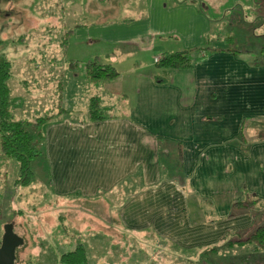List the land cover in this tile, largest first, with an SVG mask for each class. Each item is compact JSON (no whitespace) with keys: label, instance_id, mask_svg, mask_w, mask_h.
Returning a JSON list of instances; mask_svg holds the SVG:
<instances>
[{"label":"crops","instance_id":"crops-1","mask_svg":"<svg viewBox=\"0 0 264 264\" xmlns=\"http://www.w3.org/2000/svg\"><path fill=\"white\" fill-rule=\"evenodd\" d=\"M147 3V18L114 24L112 46L155 50L160 25L176 29L183 8L210 27L190 0L167 3L176 15H152L154 0ZM70 34L93 40L80 28ZM256 54L220 49L188 67L137 65L118 114L91 119L88 105L84 119L47 120L53 190L70 205L92 203L98 225L110 226L109 264H264V248L245 240L264 225V63Z\"/></svg>","mask_w":264,"mask_h":264},{"label":"rangeland","instance_id":"rangeland-1","mask_svg":"<svg viewBox=\"0 0 264 264\" xmlns=\"http://www.w3.org/2000/svg\"><path fill=\"white\" fill-rule=\"evenodd\" d=\"M177 1L154 0L151 14L175 13L166 6ZM190 1L207 14L210 27L191 21V11L183 8L178 27L170 30L169 22L160 25L164 31L155 36V50L141 51L112 46L110 40L114 24L138 23L149 16L147 0H0V54L12 64L8 79L12 116L30 122L48 114H53L50 122L65 117L81 120L93 95L101 98L105 115L118 114L125 108L121 90L129 87L134 74L130 70L139 65L136 72L154 71L158 66L153 53L160 50L224 45L231 40L232 46L259 52L258 44L264 43V0ZM75 27L93 40L84 41L83 34L73 40L67 30ZM226 34L231 38L225 39ZM96 54L101 61H117L120 75L113 82L91 83L84 78V63ZM44 142L32 160L34 174L27 185L15 184L17 161L0 155V246L6 227L17 238L12 263L6 252L0 264H59L61 254L78 243L86 247L89 264H109L115 250L110 226L98 225L92 203L70 205L54 192Z\"/></svg>","mask_w":264,"mask_h":264},{"label":"trees","instance_id":"trees-1","mask_svg":"<svg viewBox=\"0 0 264 264\" xmlns=\"http://www.w3.org/2000/svg\"><path fill=\"white\" fill-rule=\"evenodd\" d=\"M71 31L72 29L67 30L69 33ZM232 45L230 40L229 45L226 47L200 45L188 49L164 52L155 61V64L158 67L166 68L188 67L194 63L199 55L209 51L220 49H232L238 52L250 51ZM254 60L264 63V43L260 46L259 52L254 55ZM84 64V75L90 82L112 80L120 75L112 63L101 61L98 55L85 61ZM11 66V61L0 54V155L4 158H14L17 161L18 175L15 184L27 185L33 179L32 160L40 154V145L44 136L42 126L53 114L37 117L32 122L16 119L12 116L13 98L8 84ZM88 114L91 119H100L107 116L100 109V98L97 95H93L89 99ZM248 203L250 201L241 204ZM245 240L251 241L257 247L264 248V225L257 227ZM89 263L86 247L82 243H78L74 249L61 254L59 259V264Z\"/></svg>","mask_w":264,"mask_h":264},{"label":"water","instance_id":"water-1","mask_svg":"<svg viewBox=\"0 0 264 264\" xmlns=\"http://www.w3.org/2000/svg\"><path fill=\"white\" fill-rule=\"evenodd\" d=\"M12 231L10 227H6L4 231V235L2 237L1 246H0V259L2 255L6 252L8 253V262L12 263L15 251L14 239L17 240L15 236H12Z\"/></svg>","mask_w":264,"mask_h":264},{"label":"built area","instance_id":"built-area-1","mask_svg":"<svg viewBox=\"0 0 264 264\" xmlns=\"http://www.w3.org/2000/svg\"><path fill=\"white\" fill-rule=\"evenodd\" d=\"M158 58H159V57H155V58H154V59H155V61H157V60H158Z\"/></svg>","mask_w":264,"mask_h":264}]
</instances>
